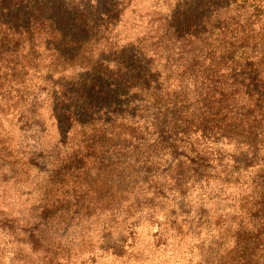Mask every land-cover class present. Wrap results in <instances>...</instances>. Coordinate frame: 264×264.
Listing matches in <instances>:
<instances>
[{
	"label": "trees",
	"instance_id": "1",
	"mask_svg": "<svg viewBox=\"0 0 264 264\" xmlns=\"http://www.w3.org/2000/svg\"><path fill=\"white\" fill-rule=\"evenodd\" d=\"M156 3L0 0V181L29 187L0 264H65L92 237L136 264L132 217L190 198L168 222L204 236L196 264H264V0Z\"/></svg>",
	"mask_w": 264,
	"mask_h": 264
},
{
	"label": "rangeland",
	"instance_id": "2",
	"mask_svg": "<svg viewBox=\"0 0 264 264\" xmlns=\"http://www.w3.org/2000/svg\"><path fill=\"white\" fill-rule=\"evenodd\" d=\"M156 1L157 0H150V5H160V3L157 4ZM169 1L172 2V0ZM165 7H167V4H164L162 9H167ZM36 127L37 126L35 125L33 129L35 130ZM42 134L43 131L37 133L36 130L29 134L30 136H28L26 145L23 149L25 153H33V151H37L40 152L41 156L44 155V149L42 146L46 143L45 139L49 138V136L47 137L44 134L42 136ZM37 165L39 167L41 166L44 170L46 169L42 159H38ZM23 176L25 175H21L19 178H24ZM30 177L31 179L34 178L32 175ZM18 183H21V181ZM12 184V180L0 181V229L2 230V233H0V256H3L4 259L8 257L7 254L9 253V247L14 246V239L10 236V232H6V228L10 227L11 229L16 226H21L22 222H24L23 220H19L18 223L13 222L10 219V216L5 213L17 212L19 209L27 211L29 203L26 202V205L22 204V200L29 195V193H27L29 187L25 184L23 190L19 187L11 186ZM177 202L179 204L180 201L177 200ZM185 204L186 205L183 207L180 205L177 206L181 212L179 216L176 214L171 216L168 210L169 205L166 204L164 210L161 212L141 213V215L132 217L134 222L126 232V234L130 232L128 233L126 242L128 243L130 251L133 250L134 254H140V260L137 259L136 264H196L197 258L196 256H191V252L196 251L199 242H202L204 236L199 235L195 230L189 235L186 233H178L168 222V219L170 218L175 224H178L180 221L179 219L182 217L186 218L187 216L188 218H191L193 216L192 212L189 213L190 205H192L191 198L190 203L187 204L185 202ZM104 213L105 210L102 211V215ZM91 227L97 229L99 227V221L96 220L95 223L89 225V229H91ZM112 229L115 230V228ZM95 232L97 233V230ZM59 233L60 237H62L61 231ZM97 235H99V233H97ZM112 239L110 237L108 238L110 244L106 247L99 246L100 244L97 243V238L92 237V240L87 243V245H92V247L90 249L85 248L86 250L80 252V254L71 256V258L68 259V262L64 259L65 264H72V262H74V264H109V253L111 249L108 247L117 244L114 243V240ZM80 240L83 243L87 241L86 238L82 240L80 237H73L72 242L76 243ZM121 243L122 242L118 241V244L121 245ZM154 248L157 249L155 250ZM152 251H154V253ZM17 258H19V256ZM88 258L90 260L86 261ZM64 260L62 262H64Z\"/></svg>",
	"mask_w": 264,
	"mask_h": 264
}]
</instances>
